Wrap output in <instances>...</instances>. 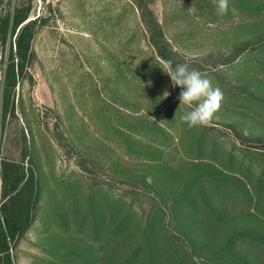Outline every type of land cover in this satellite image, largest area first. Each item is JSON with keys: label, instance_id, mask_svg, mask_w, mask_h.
<instances>
[{"label": "rangeland", "instance_id": "1", "mask_svg": "<svg viewBox=\"0 0 264 264\" xmlns=\"http://www.w3.org/2000/svg\"><path fill=\"white\" fill-rule=\"evenodd\" d=\"M140 1L222 106L208 126L181 119L138 0H34V84L5 131L0 115V203L24 137L41 188L15 264H125L140 247L135 264H264V0L224 15L214 0ZM246 42L260 48L232 61Z\"/></svg>", "mask_w": 264, "mask_h": 264}, {"label": "trees", "instance_id": "2", "mask_svg": "<svg viewBox=\"0 0 264 264\" xmlns=\"http://www.w3.org/2000/svg\"><path fill=\"white\" fill-rule=\"evenodd\" d=\"M33 1L0 0V70L2 71L0 115L2 131H5L9 118L17 117V101L22 85L25 82H28L30 86L34 84V77L30 71L36 60L33 45L45 19L41 16L31 18ZM138 7L142 11L150 43L156 49L158 58L163 61L170 60L172 66L175 67L177 63L172 58L174 53L165 39L160 23L149 7L143 5L140 0H138ZM259 48V44L256 45V43H243L236 47L232 61L251 49L255 51ZM31 159V147L24 137L22 160L15 162L3 159L1 162V264H15L11 253L12 249L24 237L35 220L34 213L40 201L41 188ZM25 163H28L27 167H25ZM242 235L234 234L226 247L214 253L222 255L225 251L230 250L231 240ZM252 240H255V237ZM139 249L137 248L128 256L125 264L137 262Z\"/></svg>", "mask_w": 264, "mask_h": 264}, {"label": "clouds", "instance_id": "3", "mask_svg": "<svg viewBox=\"0 0 264 264\" xmlns=\"http://www.w3.org/2000/svg\"><path fill=\"white\" fill-rule=\"evenodd\" d=\"M214 2L219 15L227 14L229 0H214ZM158 66L170 77L172 87L181 88L178 95L180 105L189 109L181 119L189 127L210 125L224 100L221 88L214 86L210 78L190 68L187 63L176 64L173 67L172 62L168 60ZM169 95L170 93L165 91L161 98H167Z\"/></svg>", "mask_w": 264, "mask_h": 264}]
</instances>
